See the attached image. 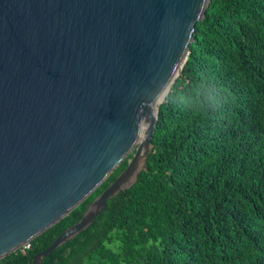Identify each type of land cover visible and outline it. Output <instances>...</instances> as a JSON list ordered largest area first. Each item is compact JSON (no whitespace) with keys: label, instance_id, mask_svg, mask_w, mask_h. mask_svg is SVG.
<instances>
[{"label":"water","instance_id":"water-1","mask_svg":"<svg viewBox=\"0 0 264 264\" xmlns=\"http://www.w3.org/2000/svg\"><path fill=\"white\" fill-rule=\"evenodd\" d=\"M209 1L0 0V259L67 215L129 153L29 264L136 182Z\"/></svg>","mask_w":264,"mask_h":264},{"label":"trees","instance_id":"trees-1","mask_svg":"<svg viewBox=\"0 0 264 264\" xmlns=\"http://www.w3.org/2000/svg\"><path fill=\"white\" fill-rule=\"evenodd\" d=\"M136 182L41 264H264V0H210ZM0 264H29L127 164Z\"/></svg>","mask_w":264,"mask_h":264},{"label":"clouds","instance_id":"clouds-1","mask_svg":"<svg viewBox=\"0 0 264 264\" xmlns=\"http://www.w3.org/2000/svg\"><path fill=\"white\" fill-rule=\"evenodd\" d=\"M141 128H144V125L143 124H141Z\"/></svg>","mask_w":264,"mask_h":264},{"label":"rangeland","instance_id":"rangeland-1","mask_svg":"<svg viewBox=\"0 0 264 264\" xmlns=\"http://www.w3.org/2000/svg\"><path fill=\"white\" fill-rule=\"evenodd\" d=\"M129 154H131V153H129ZM129 154H128L127 156H129ZM127 156H126V157H127ZM126 157H125V158H126ZM125 158H124V159H125Z\"/></svg>","mask_w":264,"mask_h":264}]
</instances>
